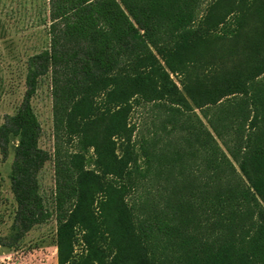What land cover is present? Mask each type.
<instances>
[{"label": "trees", "instance_id": "16d2710c", "mask_svg": "<svg viewBox=\"0 0 264 264\" xmlns=\"http://www.w3.org/2000/svg\"><path fill=\"white\" fill-rule=\"evenodd\" d=\"M44 10L43 45L22 60L24 94L0 125V154L13 155L10 244L55 216L58 264H264V0ZM44 81L54 155L33 104ZM51 161L54 210L40 181Z\"/></svg>", "mask_w": 264, "mask_h": 264}, {"label": "rangeland", "instance_id": "374dc122", "mask_svg": "<svg viewBox=\"0 0 264 264\" xmlns=\"http://www.w3.org/2000/svg\"><path fill=\"white\" fill-rule=\"evenodd\" d=\"M22 5L12 4L11 0H0V125L7 114L14 112L25 91L23 59L30 48L43 45L46 29L43 23L48 12L44 10L45 0H18ZM14 9L16 15H11ZM16 43L15 48L11 45ZM175 81L179 79L174 77ZM36 113L42 126L40 146L52 155L57 146L54 121L52 88L44 81L33 100ZM146 108H139L132 116V123L143 126ZM64 150H69L66 142H61ZM13 155L4 161L0 154V238L8 243L0 246V264H58L56 237L58 224L54 216L50 221L35 227L18 243L11 245L10 235L17 204L11 191L9 174ZM40 181L46 205L54 210L55 167L48 162L41 172ZM78 253L82 246H78Z\"/></svg>", "mask_w": 264, "mask_h": 264}]
</instances>
